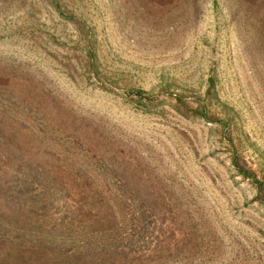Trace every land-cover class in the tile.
Wrapping results in <instances>:
<instances>
[{"label":"rangeland","instance_id":"obj_1","mask_svg":"<svg viewBox=\"0 0 264 264\" xmlns=\"http://www.w3.org/2000/svg\"><path fill=\"white\" fill-rule=\"evenodd\" d=\"M0 264H264V0H0Z\"/></svg>","mask_w":264,"mask_h":264},{"label":"trees","instance_id":"obj_2","mask_svg":"<svg viewBox=\"0 0 264 264\" xmlns=\"http://www.w3.org/2000/svg\"><path fill=\"white\" fill-rule=\"evenodd\" d=\"M244 173H248V172H244Z\"/></svg>","mask_w":264,"mask_h":264}]
</instances>
